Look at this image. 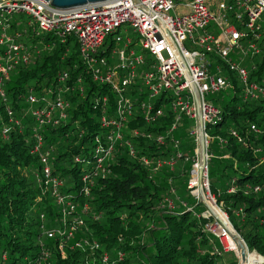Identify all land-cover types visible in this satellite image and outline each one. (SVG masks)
<instances>
[{
	"label": "trees",
	"instance_id": "obj_1",
	"mask_svg": "<svg viewBox=\"0 0 264 264\" xmlns=\"http://www.w3.org/2000/svg\"><path fill=\"white\" fill-rule=\"evenodd\" d=\"M4 27L25 52L8 61L11 42L0 43V64L8 69V76L0 72V264H239L224 260L229 251L207 230V207L190 187L198 162V138L191 135L196 121L184 116L170 132L171 108L147 119L145 94L130 88L132 114L122 138L111 141L101 117H115L117 96L93 80L76 37L62 42L34 31L23 14L0 12V35ZM225 74L234 88L209 100L218 107L234 96L205 127L207 180L249 251L264 258V98L245 99L235 74ZM31 95L39 101L32 103ZM59 97L67 117L56 113L40 123L35 111ZM42 154L60 184L44 175Z\"/></svg>",
	"mask_w": 264,
	"mask_h": 264
},
{
	"label": "built area",
	"instance_id": "obj_2",
	"mask_svg": "<svg viewBox=\"0 0 264 264\" xmlns=\"http://www.w3.org/2000/svg\"><path fill=\"white\" fill-rule=\"evenodd\" d=\"M0 12L23 14L34 31L52 32L62 42L76 37L80 56L93 80L107 85L117 96L115 117L109 118L105 113L101 117L102 126L111 131V141L122 138V128L132 114L130 88L145 94L141 108L147 119L156 120L164 114V105H168L174 117L170 132L186 116L196 121L191 135L197 138L196 96L201 99L206 127L219 115V108L209 96L234 88L225 70L235 74L245 99L264 98V68L254 74L264 63V0H106L74 8H58L45 0H1ZM7 42H11L8 61L25 52L4 27L0 43ZM22 58L27 61L28 55L24 53ZM247 60L252 61V68L244 65ZM0 72L8 76V69L2 64ZM67 77L64 73L61 80ZM29 100L39 101L34 95ZM103 101L107 102L106 96ZM157 104L162 106L156 107ZM66 107L59 97L55 104L34 114L40 123L50 121L56 113L65 119ZM159 141L163 143L162 137ZM41 146L39 137L35 151L40 152ZM101 148L96 152L100 153ZM112 149L110 146L104 155L108 156ZM40 157L45 165L44 175L55 186L60 184L50 177L46 155ZM166 163L172 165L174 161ZM161 164L158 161V166ZM205 174L207 177L208 169ZM220 228L228 238L227 226L221 224ZM224 248L237 250L230 243ZM261 257L251 255L248 249L244 264H264ZM103 260L107 261L108 256Z\"/></svg>",
	"mask_w": 264,
	"mask_h": 264
},
{
	"label": "water",
	"instance_id": "obj_3",
	"mask_svg": "<svg viewBox=\"0 0 264 264\" xmlns=\"http://www.w3.org/2000/svg\"><path fill=\"white\" fill-rule=\"evenodd\" d=\"M45 1L51 2L53 6L58 7V8H74V7L87 5L89 3L102 2L106 0H45ZM196 105L198 109V127L197 128H198L199 149H198V164L196 166L197 169H194L192 171V174L197 175V178L199 180V188L197 192L198 197L201 199L203 203H205L208 206V208L211 209L209 205L208 195H206L205 189L203 188L204 180H206L207 178L205 174V170L208 169V160H207L208 152H207L206 128H205L203 114L201 110V99L198 94L196 96ZM218 209L221 210L220 207H218ZM212 212L221 221V224L227 226V224L224 221H222V219L220 218L219 213L214 212V211ZM228 222L230 223L229 220ZM234 232L235 233H232L229 231V234L231 235V237H233L237 241H240L239 247H238L239 252H240V258H241L240 264H244L247 259L248 246L246 242L244 241V239L240 236V234L235 229H234Z\"/></svg>",
	"mask_w": 264,
	"mask_h": 264
},
{
	"label": "rangeland",
	"instance_id": "obj_4",
	"mask_svg": "<svg viewBox=\"0 0 264 264\" xmlns=\"http://www.w3.org/2000/svg\"><path fill=\"white\" fill-rule=\"evenodd\" d=\"M122 32H124V31L122 30ZM70 52H72V50ZM233 96H234V93L230 92L229 95L225 96L224 98H222L220 100L218 107H220L222 104H225L226 102H228ZM84 166L88 167L90 165L88 162H86V163H84ZM197 179H198L197 175H193L191 180H190V187H193V193L194 194H198L197 193L198 192V180ZM194 180L196 182H194ZM204 182H205L204 189H205L206 195L210 196L208 198L211 201H214L215 205L218 206L216 200L211 197V193H210V189H209V183L207 181V178ZM192 183H194V184L192 185ZM206 207H207V210L203 212L202 217L205 220V226H206L207 230L209 232L216 234V236L220 239L222 245L224 247L228 248L229 247V241H228V238L226 237V235H224L223 232L221 231V228H220L221 221L213 214L212 210L210 208H208L207 205H206ZM221 213H223L227 217V215L223 211H221ZM228 234H229V232H228ZM228 250H229V252H226L224 255L225 256L224 260L225 261H232L234 259V261H239V264H240L241 258L239 257V253H240L239 248L237 250H233V249H228ZM252 253L257 257H261L258 253L250 252L251 255H252ZM261 259H264V258L261 257Z\"/></svg>",
	"mask_w": 264,
	"mask_h": 264
},
{
	"label": "bare ground",
	"instance_id": "obj_5",
	"mask_svg": "<svg viewBox=\"0 0 264 264\" xmlns=\"http://www.w3.org/2000/svg\"><path fill=\"white\" fill-rule=\"evenodd\" d=\"M205 178H206V177H205ZM197 180H198V179H197ZM204 181H205V180H204ZM207 181H208V180H207ZM193 184H194V183H192V185H193ZM204 184H205V182H204ZM204 184H203V188H204ZM198 188H199V180H198ZM208 199H209V198H208ZM209 205H210L212 211L219 213L220 218L222 219V221H224V222L227 224V228H228V230H229L230 232H232V233H235L233 227H232V226L230 225V223L228 222L226 216H225L223 213H221V210L218 209V207L215 205L214 201H211V200L209 199ZM215 210H216V211H215ZM228 239H229L228 241H229L230 245H231L233 248H236V247H237V249H238V247H239V242H240V241H237L236 239H234L233 237H231L230 234L228 235Z\"/></svg>",
	"mask_w": 264,
	"mask_h": 264
}]
</instances>
